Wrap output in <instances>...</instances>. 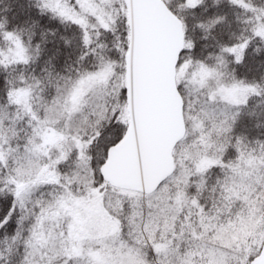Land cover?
Returning <instances> with one entry per match:
<instances>
[{"label":"snow or ice","instance_id":"6c2138e0","mask_svg":"<svg viewBox=\"0 0 264 264\" xmlns=\"http://www.w3.org/2000/svg\"><path fill=\"white\" fill-rule=\"evenodd\" d=\"M0 264H264V0H0Z\"/></svg>","mask_w":264,"mask_h":264}]
</instances>
